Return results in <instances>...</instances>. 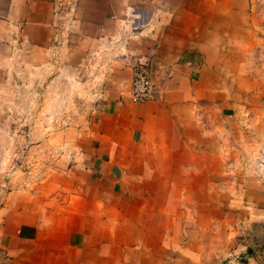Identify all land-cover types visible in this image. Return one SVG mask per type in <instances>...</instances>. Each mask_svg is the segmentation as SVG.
I'll return each mask as SVG.
<instances>
[{
    "label": "rangeland",
    "instance_id": "374dc122",
    "mask_svg": "<svg viewBox=\"0 0 264 264\" xmlns=\"http://www.w3.org/2000/svg\"><path fill=\"white\" fill-rule=\"evenodd\" d=\"M68 1L58 65L31 75L22 99H0V220L23 195L28 221L0 243V264H264V0H248L220 48L185 52L191 120L123 93L136 58L159 100L174 52L151 39L137 53L70 50Z\"/></svg>",
    "mask_w": 264,
    "mask_h": 264
},
{
    "label": "crops",
    "instance_id": "0c3cea01",
    "mask_svg": "<svg viewBox=\"0 0 264 264\" xmlns=\"http://www.w3.org/2000/svg\"><path fill=\"white\" fill-rule=\"evenodd\" d=\"M68 2H74L72 11L67 13L69 39L73 42L69 45L70 50L95 51L106 46L109 49H126L137 53L151 39L153 50L174 52L175 55L169 57V61L172 64L177 61L173 65L176 70L170 79L164 81L160 99L143 102L138 109L153 105L151 116H158L167 105L171 106L170 118L174 113L179 115L183 111L184 116L190 120L196 96V91L189 84L195 82L193 77L196 76L190 73V65L193 67L197 63L187 59L185 52L220 48L221 35L228 33L230 28H236L238 20H242L241 26H244L248 16V0ZM56 3V0H0V99H12L14 92V97L22 99L23 88L28 90L31 75L39 81V77L40 80L44 78L45 66L58 65L57 54L64 45L62 35L67 33H64L61 25L55 26ZM215 7L224 10L216 11ZM206 18L212 21L205 24ZM191 57L197 58L198 55L192 53ZM129 77L125 82L129 81ZM186 82L188 85L180 88L178 83ZM172 105H175L176 111ZM14 197L7 201V208H2L5 209L0 220L2 246L14 242L20 228L28 223L22 217L24 211L21 206L25 205L23 195L15 197L19 198L18 203L14 202ZM56 238L53 237L50 242L52 249H60ZM62 239L65 242L64 248L68 250L72 248L70 243H77L75 235L67 234ZM46 245L49 246L48 243Z\"/></svg>",
    "mask_w": 264,
    "mask_h": 264
},
{
    "label": "built area",
    "instance_id": "2783aa9c",
    "mask_svg": "<svg viewBox=\"0 0 264 264\" xmlns=\"http://www.w3.org/2000/svg\"><path fill=\"white\" fill-rule=\"evenodd\" d=\"M57 5L60 6L56 7L55 15L62 12L60 11L62 5L60 0H57ZM67 8L71 12L69 4ZM66 12L68 13V11ZM127 65L130 69V77L129 81L124 83L123 93L135 103L154 100L159 90L148 67V63L140 59L130 58L127 61Z\"/></svg>",
    "mask_w": 264,
    "mask_h": 264
}]
</instances>
